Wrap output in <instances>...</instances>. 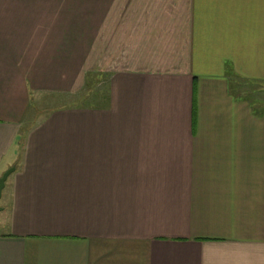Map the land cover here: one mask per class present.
Listing matches in <instances>:
<instances>
[{
	"label": "crops",
	"instance_id": "0c3cea01",
	"mask_svg": "<svg viewBox=\"0 0 264 264\" xmlns=\"http://www.w3.org/2000/svg\"><path fill=\"white\" fill-rule=\"evenodd\" d=\"M11 166L0 264H264V0H0Z\"/></svg>",
	"mask_w": 264,
	"mask_h": 264
},
{
	"label": "rangeland",
	"instance_id": "374dc122",
	"mask_svg": "<svg viewBox=\"0 0 264 264\" xmlns=\"http://www.w3.org/2000/svg\"><path fill=\"white\" fill-rule=\"evenodd\" d=\"M94 76V75H93ZM98 79L93 77L90 83L87 84L85 89L73 94V95H58V94H46L39 95V98L35 101L31 115H36V118H40L47 114L51 109L63 106H84L93 105L95 103L103 102L107 96V81L103 76L98 82ZM99 83V84H98ZM31 122H29L30 124ZM28 123H26L27 125ZM3 199L0 198V205ZM6 213L0 210V232L7 229L6 227Z\"/></svg>",
	"mask_w": 264,
	"mask_h": 264
},
{
	"label": "water",
	"instance_id": "95a60500",
	"mask_svg": "<svg viewBox=\"0 0 264 264\" xmlns=\"http://www.w3.org/2000/svg\"><path fill=\"white\" fill-rule=\"evenodd\" d=\"M15 170L14 166H11L10 168L6 169L0 176V198H1V193L2 189L5 184V180L8 177L9 174H11ZM0 210H2V207L0 206Z\"/></svg>",
	"mask_w": 264,
	"mask_h": 264
}]
</instances>
